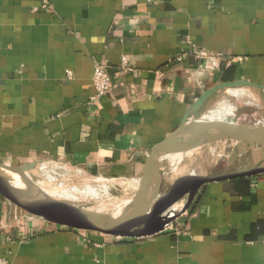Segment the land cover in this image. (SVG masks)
Returning a JSON list of instances; mask_svg holds the SVG:
<instances>
[{
    "label": "crops",
    "instance_id": "obj_1",
    "mask_svg": "<svg viewBox=\"0 0 264 264\" xmlns=\"http://www.w3.org/2000/svg\"><path fill=\"white\" fill-rule=\"evenodd\" d=\"M45 2L49 9L33 12L37 0H0V163L5 166L52 162L109 178L108 193L117 186L129 206H139L131 200L148 155L181 126L205 91L238 81L264 86V0ZM190 46L218 56L219 68L205 69ZM122 56L131 71L119 68ZM96 61L107 65L113 83L99 99L92 86ZM216 112L201 122H211ZM244 121L237 117L233 126L264 140V120ZM199 122L189 118L183 124V139H195ZM178 138L159 159L166 157L173 171L189 166L183 162L190 152L198 155ZM38 170L48 167L44 163ZM179 178H171L170 186ZM160 179L158 174L148 185L151 193ZM0 259L264 264V175L207 184L166 231L143 239L62 228L27 216L0 195Z\"/></svg>",
    "mask_w": 264,
    "mask_h": 264
},
{
    "label": "water",
    "instance_id": "obj_2",
    "mask_svg": "<svg viewBox=\"0 0 264 264\" xmlns=\"http://www.w3.org/2000/svg\"><path fill=\"white\" fill-rule=\"evenodd\" d=\"M239 87L258 88L264 92V86L254 85L247 81L227 82L218 84L205 91L196 102L190 107L181 126L159 146L154 148L148 155L142 176L139 180V187L135 196L136 203L140 206L137 211H130L121 217L95 216L80 214L70 205L46 198L41 195L13 186L11 181L0 176V195L20 208L25 213L34 217L66 229L75 231L96 232L110 237L121 239H143L153 237L166 231L175 220L183 214L193 201L194 197L207 185L211 183L224 182L240 178H254L264 175V165H256L249 169L223 173L211 176H186L179 178L172 186L166 197L161 202L157 213L152 217L149 224H138L147 213L148 208L154 199L159 195L158 189L151 193L148 185L157 176L158 163L161 155L164 154L172 141L178 137L189 147H198L209 135H214L221 129H229L228 136L220 137L218 140H231L235 142H245L256 146L264 147V140L248 137L242 132L239 126H229L225 124H211L205 126V136L203 138L183 139L181 128L190 118L196 119L195 114L209 101V99L224 89H235ZM178 138V139H179ZM186 138V137H185ZM34 165H24L20 167H9L0 163V170H6L20 178L27 175L34 169ZM160 184V183H159ZM186 199L182 208L175 207L180 201ZM177 208L179 210H177Z\"/></svg>",
    "mask_w": 264,
    "mask_h": 264
},
{
    "label": "rangeland",
    "instance_id": "obj_3",
    "mask_svg": "<svg viewBox=\"0 0 264 264\" xmlns=\"http://www.w3.org/2000/svg\"><path fill=\"white\" fill-rule=\"evenodd\" d=\"M245 87H239L238 89H243ZM248 88V87H247ZM237 89V88H236ZM249 92L251 96L255 99L257 108L255 107H246L243 105H239L237 108L235 119L243 118L245 116V124H252L258 120H264V92L258 88L249 87ZM230 101H234L233 98H230ZM210 103H206L196 114L195 118L201 116L209 107ZM222 141V140H220ZM224 145V146H223ZM222 147H225L222 149ZM220 148V147H219ZM218 148L219 157H210L206 154L202 157L197 158L195 155L196 150L190 152L183 163L189 162V166H183L175 171H173V166H170L167 162V158L158 163V173L161 176L160 184H159V194L167 193L170 189L171 178H179L180 176H191L194 172V169L197 168V172L205 173V175H220L223 173H230L236 171H242L249 169L254 165H264V147L256 146L254 144L245 143V142H236L232 143L231 140H226V143H222L221 149ZM216 158V159H215ZM196 159V160H195ZM46 164L48 169H51V176L54 178L53 181L46 180L39 172L38 167L41 164ZM62 167L61 164H54L52 162H43L38 164L33 171L29 172L27 176L30 178L32 183H38L41 185L44 190L49 192L50 194L59 193L60 190H63L68 196L72 198L73 205L71 207L78 206L80 208H93L96 206V200L90 199L89 197H79L80 192L76 189H82L85 186H96L100 185V183H108L111 181L109 178H104L100 176H88L82 171L73 170L70 168H66L65 176L61 173H64L59 169ZM206 170V171H205ZM55 172V173H52ZM171 174V178L166 177ZM62 175V176H61ZM41 183V184H40ZM60 184L63 186L60 188ZM57 187V188H55ZM76 188V189H75ZM56 189V191H55ZM54 190V191H53ZM109 195L115 199L123 196L120 188L114 186V188H110ZM119 196V197H118ZM77 197V200H74ZM74 198V199H73ZM51 199L66 204L65 201L58 200L57 197H51ZM130 199V198H129ZM183 203L179 205H183ZM83 206V207H82ZM180 208V207H178ZM182 208V207H181Z\"/></svg>",
    "mask_w": 264,
    "mask_h": 264
},
{
    "label": "bare ground",
    "instance_id": "obj_4",
    "mask_svg": "<svg viewBox=\"0 0 264 264\" xmlns=\"http://www.w3.org/2000/svg\"><path fill=\"white\" fill-rule=\"evenodd\" d=\"M231 90H237V92H234L232 94H228L229 91ZM228 92L218 94L216 96H212L210 100V105L207 108V110L198 117L200 119V122L198 123V126L196 128V135L195 139L197 138H203L205 136L204 128L207 125L211 124H225L229 126H233L234 119L236 116L237 108L239 105H243L246 107H255L257 108L258 105L256 104L255 99L251 96V93L249 92L248 88H243V89H231ZM230 98H233L234 101H230ZM216 112L214 117L212 118L211 122H201V119L204 116L211 115L213 112ZM238 113V112H237ZM230 133L229 129H221L214 135H209L207 138L204 140V142L198 146L194 147L195 149H198V155L197 158L202 157L203 155H207L210 157H219L218 153V148L221 149L222 143H226V140H218L220 137H225L228 136ZM224 146V145H223ZM225 147H222V149ZM216 159V158H215ZM196 160V159H195ZM60 170H62L64 173H61L63 176H65L66 172V167H59ZM197 168L194 169V172L191 176H206L205 173H200L197 172ZM52 170L48 169L45 172H40V174L48 181H53L54 178L51 176L50 172ZM206 171V170H205ZM55 173V172H52ZM61 175V176H62ZM0 176L8 179L11 181L12 185L17 187L18 189H25L29 190L36 195H41L46 198L51 197H57L58 200L65 201L67 205H73L72 198L68 196L66 193L63 192V190H60L58 193L55 194H50L44 188L39 185L38 183H32L30 181V178L27 175H24L22 177V181L20 178L6 170H0ZM41 184V183H40ZM60 188L63 186L62 184L59 185ZM57 188V187H55ZM21 189V190H22ZM76 189V188H75ZM80 192V195L82 198L89 197L90 199L96 200V206L93 208H80L78 206H75L74 208L77 210H81L84 214L88 215H95V216H109V217H121L127 215L131 210L132 211H137L140 206H129L127 199L125 198H115L113 199L108 191L105 188V184L100 183V185L96 186H85L82 189H76ZM54 191V190H53ZM119 197V196H118ZM165 196H160L156 200H154L150 207L147 210V213L145 216L141 219V221L138 223L140 224H149L152 217L157 213L158 208L161 204V202L164 200ZM186 199H183L180 201L179 204L185 202ZM131 202L136 203L135 199H132ZM83 207V206H82Z\"/></svg>",
    "mask_w": 264,
    "mask_h": 264
},
{
    "label": "built area",
    "instance_id": "obj_5",
    "mask_svg": "<svg viewBox=\"0 0 264 264\" xmlns=\"http://www.w3.org/2000/svg\"><path fill=\"white\" fill-rule=\"evenodd\" d=\"M37 2L40 3L37 6L32 8L33 12H37L38 10H45L49 9L48 4L45 2V0H37ZM193 56L203 62V66L205 69H218L219 67L217 66V57L213 54L207 53L206 51L202 49H197V48H192L190 46ZM182 59L181 56L177 57V60L180 61ZM128 58L126 56H122L120 59V65L119 68L123 72H129L131 71L129 64H128ZM67 77H70L71 74L70 72H67L66 74ZM92 86L95 90V98L99 99L102 96L106 95L109 93L112 89L113 83L112 79L107 71V65L103 62H94L93 63V76H92ZM57 164V163H54ZM62 167H65L62 165ZM27 214V213H26ZM27 216L32 217V218H38L34 217L32 215L27 214ZM41 219V218H39ZM0 264H8L6 260L0 259Z\"/></svg>",
    "mask_w": 264,
    "mask_h": 264
}]
</instances>
